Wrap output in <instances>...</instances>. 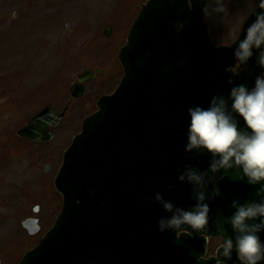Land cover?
I'll return each instance as SVG.
<instances>
[{"label":"water","instance_id":"water-1","mask_svg":"<svg viewBox=\"0 0 264 264\" xmlns=\"http://www.w3.org/2000/svg\"><path fill=\"white\" fill-rule=\"evenodd\" d=\"M206 5L207 0H150L141 5L128 43L119 53L124 79L114 95L99 100V111L84 122L82 133L65 154L55 181L64 197L62 213L22 264H102L100 255L85 250L92 243V247L101 249L98 241L91 240L97 236H118L121 254L130 259L125 243L129 236H170L157 231L156 218L165 213L146 198L158 191L177 206L192 208L195 203L192 190L177 180V169L182 170L185 164L203 169L202 165L208 167L211 156L194 157V150L185 152L188 109L197 105L207 107L213 95L227 97L238 84L251 88L255 76L262 71L254 63V54L242 66L243 72L224 77L227 68L236 63L233 49L239 40L230 49L212 47L207 26L203 25ZM254 19L252 16L247 22L241 39ZM177 24L182 25L179 34L175 30ZM111 33L110 26L105 38ZM93 77L91 71H86L79 80ZM230 78L232 83L228 81ZM71 93L79 98L83 90L73 85ZM53 113L42 112L20 131V136L47 141L48 127L59 120L53 121ZM170 184L175 185L172 191L168 188ZM219 187L218 198L225 195L226 199L213 203L223 206L222 211L217 210L219 217L210 216L213 222L231 215L233 200L245 203L257 199L256 189L242 182L235 170L227 173ZM111 205L117 208V214H112ZM205 231L209 237L216 236L214 225ZM178 242L184 246L189 242L197 245L194 255L188 254L187 258L196 260L194 264H207L201 258L206 238L185 233ZM138 262L135 260L134 264ZM234 263L238 262H230Z\"/></svg>","mask_w":264,"mask_h":264},{"label":"rangeland","instance_id":"rangeland-1","mask_svg":"<svg viewBox=\"0 0 264 264\" xmlns=\"http://www.w3.org/2000/svg\"><path fill=\"white\" fill-rule=\"evenodd\" d=\"M146 1L0 0V139L7 140L0 142V170L19 163L18 154L8 157L4 153L22 143L17 131L46 105L64 107L69 86L82 71L101 69L103 75L89 84L87 95L71 108V123L63 131L68 133L66 146L73 140L83 120L96 110L98 98L113 92L123 76L117 54L140 12L139 5ZM222 3L226 11L220 13L219 5H210L206 19L214 27L211 38L217 44L236 38L237 28L256 0ZM109 25L113 34L104 40ZM23 156L28 159L27 153ZM10 230L8 224L0 234V259L17 264L35 247V241L27 239L22 228L7 234ZM220 243L213 240L208 255Z\"/></svg>","mask_w":264,"mask_h":264},{"label":"clouds","instance_id":"clouds-1","mask_svg":"<svg viewBox=\"0 0 264 264\" xmlns=\"http://www.w3.org/2000/svg\"><path fill=\"white\" fill-rule=\"evenodd\" d=\"M217 3L216 10L225 12L222 0ZM258 8L264 9V0H258ZM250 15L255 19L233 49V58L246 66L255 54L254 63L262 71L255 76L254 85L249 88L238 84L230 89L227 97L213 95L207 107L197 105L188 109L185 152L203 149L211 156L207 169L190 164L177 169V180L191 188L194 205L191 209L179 207L158 191L146 198L165 213L156 218L157 231L161 234L204 236L205 230L214 225L221 241L217 264H230L233 254L238 264H264V11L254 9ZM233 170L256 189L257 199L245 203L233 200L231 215L213 222L210 203L221 195L219 181ZM168 188L172 191L175 185L170 184Z\"/></svg>","mask_w":264,"mask_h":264},{"label":"flooded vegetation","instance_id":"flooded-vegetation-1","mask_svg":"<svg viewBox=\"0 0 264 264\" xmlns=\"http://www.w3.org/2000/svg\"><path fill=\"white\" fill-rule=\"evenodd\" d=\"M210 4L215 5L211 2ZM254 9H259L258 0H256L251 13ZM213 28L209 24V30H213ZM218 29H222L220 25ZM226 45L229 44L226 43ZM71 102L69 99L68 104ZM75 102L76 100H73V103ZM68 104L61 108L54 106L55 110L63 116L57 127L50 129L54 135L52 141L33 143L19 138L16 134L17 139L22 143L4 151L8 157L11 154H18L19 163L16 162V165H12L17 173L13 169H7L8 167L0 170V234L4 231L3 227L8 224L11 225V230L8 232L12 233L13 230L17 232L16 223L22 225L23 221L32 220L39 227L38 233L30 235L28 231L23 230L27 239H36L34 240L36 245L48 231L49 225L54 224L63 204L62 197L54 188V179L60 170L66 149L64 147L67 140H65V136L68 133L66 134V131L63 130L65 126L69 125L70 104ZM25 126L23 125L22 128ZM3 141L7 140L0 139V142ZM23 153L28 154V159L23 156ZM4 234L5 232L3 236ZM0 264L6 263L0 259Z\"/></svg>","mask_w":264,"mask_h":264}]
</instances>
